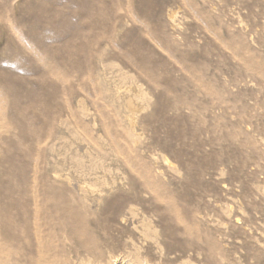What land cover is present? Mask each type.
I'll use <instances>...</instances> for the list:
<instances>
[{
  "label": "rangeland",
  "instance_id": "rangeland-1",
  "mask_svg": "<svg viewBox=\"0 0 264 264\" xmlns=\"http://www.w3.org/2000/svg\"><path fill=\"white\" fill-rule=\"evenodd\" d=\"M0 264H264V0H0Z\"/></svg>",
  "mask_w": 264,
  "mask_h": 264
}]
</instances>
